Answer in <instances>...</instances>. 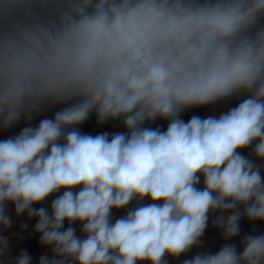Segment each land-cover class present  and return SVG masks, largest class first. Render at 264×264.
Listing matches in <instances>:
<instances>
[{
    "label": "clouds",
    "instance_id": "1",
    "mask_svg": "<svg viewBox=\"0 0 264 264\" xmlns=\"http://www.w3.org/2000/svg\"><path fill=\"white\" fill-rule=\"evenodd\" d=\"M93 115L123 130L82 132ZM22 120L0 139V264L32 261L10 205L39 264H264L240 227L264 222V0H0V131Z\"/></svg>",
    "mask_w": 264,
    "mask_h": 264
},
{
    "label": "crops",
    "instance_id": "2",
    "mask_svg": "<svg viewBox=\"0 0 264 264\" xmlns=\"http://www.w3.org/2000/svg\"><path fill=\"white\" fill-rule=\"evenodd\" d=\"M231 106H235V102H229L228 104L223 105V106L218 105L214 108L213 107H205V108L192 109V110H190L184 114L183 119H185V121H187L194 114L204 117L206 115L212 114L213 112H219L221 110H225L227 107H231ZM56 110H57L56 108L50 109L48 112L45 113V115L51 117ZM41 118H43V117H37L36 120L33 121V124L38 123L39 119H41ZM24 126H25V124L22 120L20 124L14 126L13 128H11L7 131H0V139H5L8 136H12V135L17 134ZM155 126H161L162 128H166L167 123L165 121H157L156 124L153 125V127H155ZM122 130H123V128H122V126H120L118 124V122H109V123L104 124V125H97L95 115L91 116L90 119L88 121H86L84 123V125L81 126L82 132L92 134V135H96V134H99V133L105 132V131L112 132V131H122ZM244 154L246 155L247 153L245 152ZM51 199L52 198L50 197L49 201H48L49 204H50ZM39 206L40 205H37V207H39ZM114 215L115 216L123 215V210L118 211V212H114ZM36 222L37 221L35 219L29 220L27 218L26 214L21 216L20 223H23V224L27 223L28 233L31 232V230L34 228V225ZM74 226L77 227V230H79V225H74ZM67 227H68V225L66 222L65 228H67ZM240 227H241L242 235L244 233H253L254 229H255L254 234L264 233V222H261V221H256L254 223H250L246 219H242L240 221ZM22 234H24V232H22ZM38 236H39V234H38ZM20 239H22V240L25 239L24 235H23V238L21 237ZM204 240L206 241V247L204 250L212 251V252L218 251L219 248L224 243L227 242L220 237V233L218 232V230L211 226V221L209 222V226L206 230ZM231 242L236 243L239 247V238H236L234 241H231ZM38 246H39L41 256H43L45 254L51 255L50 248H46V247L41 246L40 238H39ZM194 252H195V249L193 250V253ZM193 253H189L188 257L182 256L180 259L183 260L185 258H190V256ZM170 264H180V261L179 260L172 261L170 259Z\"/></svg>",
    "mask_w": 264,
    "mask_h": 264
},
{
    "label": "water",
    "instance_id": "3",
    "mask_svg": "<svg viewBox=\"0 0 264 264\" xmlns=\"http://www.w3.org/2000/svg\"><path fill=\"white\" fill-rule=\"evenodd\" d=\"M38 242H39L38 233H35L32 229L31 232L28 234V236L23 241L20 242V247L17 250H15L14 258L19 255L21 250H27L32 257L31 264H39L41 254H40Z\"/></svg>",
    "mask_w": 264,
    "mask_h": 264
},
{
    "label": "rangeland",
    "instance_id": "4",
    "mask_svg": "<svg viewBox=\"0 0 264 264\" xmlns=\"http://www.w3.org/2000/svg\"><path fill=\"white\" fill-rule=\"evenodd\" d=\"M13 219H14V223L11 229L4 232V235L7 236L9 243H10V253H11L12 258H14L15 250H17L20 247V242L22 240L20 238L21 237L23 238V235H24V238H26L28 234L30 233V232L28 233L27 229L22 230L21 225L23 223H20L21 217L13 216ZM22 232H24V234H22Z\"/></svg>",
    "mask_w": 264,
    "mask_h": 264
},
{
    "label": "built area",
    "instance_id": "5",
    "mask_svg": "<svg viewBox=\"0 0 264 264\" xmlns=\"http://www.w3.org/2000/svg\"><path fill=\"white\" fill-rule=\"evenodd\" d=\"M9 214H10L12 217L15 216L14 209L12 208L11 205L9 206ZM20 217H21V216H20Z\"/></svg>",
    "mask_w": 264,
    "mask_h": 264
}]
</instances>
